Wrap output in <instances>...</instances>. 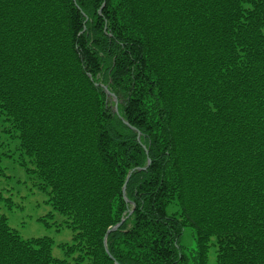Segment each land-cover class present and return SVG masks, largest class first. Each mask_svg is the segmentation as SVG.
<instances>
[{
	"label": "trees",
	"instance_id": "obj_1",
	"mask_svg": "<svg viewBox=\"0 0 264 264\" xmlns=\"http://www.w3.org/2000/svg\"><path fill=\"white\" fill-rule=\"evenodd\" d=\"M0 116L76 264H264V0H0Z\"/></svg>",
	"mask_w": 264,
	"mask_h": 264
},
{
	"label": "rangeland",
	"instance_id": "obj_2",
	"mask_svg": "<svg viewBox=\"0 0 264 264\" xmlns=\"http://www.w3.org/2000/svg\"><path fill=\"white\" fill-rule=\"evenodd\" d=\"M5 122L0 116V125L6 126ZM0 142V168H2L0 190L4 197L11 199L12 208L8 209L4 204L0 205L1 211L7 216L9 226L23 239L50 237L52 256L64 259L66 264H76L75 255L67 254L65 248L61 246L71 244L73 237L72 229L65 223V216L54 210L47 201L48 194L33 184V175L25 170V166L20 161H26L29 168H32V164L19 150L17 140L3 135L0 131ZM191 234L192 230L186 228L182 240L189 248L194 246ZM215 249V246L210 245L208 264H216Z\"/></svg>",
	"mask_w": 264,
	"mask_h": 264
},
{
	"label": "water",
	"instance_id": "obj_3",
	"mask_svg": "<svg viewBox=\"0 0 264 264\" xmlns=\"http://www.w3.org/2000/svg\"><path fill=\"white\" fill-rule=\"evenodd\" d=\"M104 89L106 90V88H104ZM111 96H113V95H111ZM115 110H116V109H115ZM124 190H125V185L123 186V189H122L123 194H124ZM120 224H121V222H120L119 224H116V225H115L114 227H112L111 229H109L108 232L115 230L116 228H118V226H120ZM115 264H117V263H115Z\"/></svg>",
	"mask_w": 264,
	"mask_h": 264
}]
</instances>
